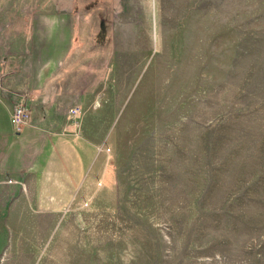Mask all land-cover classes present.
<instances>
[{
    "label": "rangeland",
    "instance_id": "374dc122",
    "mask_svg": "<svg viewBox=\"0 0 264 264\" xmlns=\"http://www.w3.org/2000/svg\"><path fill=\"white\" fill-rule=\"evenodd\" d=\"M58 35L105 175L57 213L0 193V264H264V0H0V84Z\"/></svg>",
    "mask_w": 264,
    "mask_h": 264
},
{
    "label": "crops",
    "instance_id": "0c3cea01",
    "mask_svg": "<svg viewBox=\"0 0 264 264\" xmlns=\"http://www.w3.org/2000/svg\"><path fill=\"white\" fill-rule=\"evenodd\" d=\"M58 36L50 47L39 42L36 56L9 58L0 84L1 198L15 193L41 214L60 212L91 197L96 180L105 175L100 155L86 136L87 119L69 113L71 108L82 109L90 95L87 65L79 69L65 49L70 35ZM77 55L87 58L89 53ZM20 104L29 110V119L17 131L11 115ZM8 179L10 185H5Z\"/></svg>",
    "mask_w": 264,
    "mask_h": 264
},
{
    "label": "built area",
    "instance_id": "2783aa9c",
    "mask_svg": "<svg viewBox=\"0 0 264 264\" xmlns=\"http://www.w3.org/2000/svg\"><path fill=\"white\" fill-rule=\"evenodd\" d=\"M80 112L79 108H71L69 113L72 117H76ZM29 119V110L25 105H17L12 112L11 122L13 127L19 131V129L26 124Z\"/></svg>",
    "mask_w": 264,
    "mask_h": 264
}]
</instances>
